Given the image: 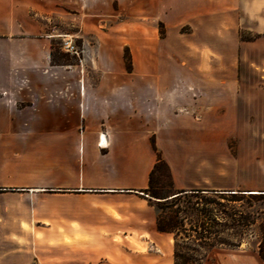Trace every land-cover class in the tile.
Here are the masks:
<instances>
[{"label": "rangeland", "instance_id": "obj_1", "mask_svg": "<svg viewBox=\"0 0 264 264\" xmlns=\"http://www.w3.org/2000/svg\"><path fill=\"white\" fill-rule=\"evenodd\" d=\"M162 2L115 0L86 12H80L77 4L60 6L52 64L71 68L82 63L96 83L97 68L104 63L116 66L121 54L124 70L135 69L140 79L146 76L142 83L160 85L161 94L170 97L176 112L172 117L187 128V134L178 138L179 146L193 150L203 161L217 154L218 184L225 188L179 192V197L166 200L178 191L171 186L167 167L161 165L153 173L152 186L138 193L155 208L157 220L178 211L176 228L170 232L175 264H184V259L176 260V249L192 257V264H200L212 249L208 243L238 244L233 249L258 252L262 247L264 252V26L258 25L264 12L227 8L178 12L164 10L158 6ZM67 41L75 51L68 50ZM195 85L203 91L195 92ZM198 96H202L200 103L194 101ZM5 126L10 127L11 145L9 155L6 149L4 154L0 151V234L10 233L11 248L17 250L11 264H26L29 258L22 251L40 245L35 241L43 238L26 232L33 212L32 192L27 188L55 180L58 173L51 167L67 157L56 149L59 125L12 118ZM67 126L78 136L86 130L82 123ZM6 139L5 133L0 145ZM72 144L77 152L69 154L70 160L86 162L84 141ZM202 210L209 214L207 228L215 233L209 242L200 239L204 229L192 230ZM184 227L187 232H182Z\"/></svg>", "mask_w": 264, "mask_h": 264}, {"label": "crops", "instance_id": "obj_2", "mask_svg": "<svg viewBox=\"0 0 264 264\" xmlns=\"http://www.w3.org/2000/svg\"><path fill=\"white\" fill-rule=\"evenodd\" d=\"M108 1L0 0V137L7 135L0 151L9 155L10 127L5 125L15 118L59 125L56 149L67 157L51 167L58 173L55 180L27 188L33 212L26 232L43 238L35 241L40 245L20 252L29 258L26 264H175L172 233L158 229L155 208L138 195L149 187L156 163L152 135L170 166L176 191L225 188L218 184L217 154L203 161L179 146L187 128L172 117L176 112L169 96L161 94L160 85L142 83L146 76L140 79L135 69L124 70L121 54L116 66L97 68L96 83L82 63L71 68L52 64L60 6L97 11L115 0ZM245 1L163 0L158 6L178 12H264V0ZM258 20L264 26V15ZM194 91L203 89L195 85ZM77 123L86 129L80 136L67 126ZM77 139L88 151L83 163L70 160ZM0 236V264H11L17 253L11 234ZM64 249L65 255L59 253ZM203 264H262V259L257 249L215 247Z\"/></svg>", "mask_w": 264, "mask_h": 264}, {"label": "trees", "instance_id": "obj_3", "mask_svg": "<svg viewBox=\"0 0 264 264\" xmlns=\"http://www.w3.org/2000/svg\"><path fill=\"white\" fill-rule=\"evenodd\" d=\"M152 147L154 149V151L156 152V155H157V160H156V163L154 165V167L152 168V170L150 171V174H149V187L152 186V179H153V173L156 169L159 168V166L161 165H164L167 167V170H168V176L170 178V183H171V186H174V181H173V177H172V173H171V169H170V166L169 164L167 163V161L164 159V157L162 156L161 152L158 150L157 146H156V142H155V138L154 140H152ZM145 190H148V188L142 190V191H145ZM198 191L201 189H197ZM152 192V196L154 197H157L156 196V193H154L153 191ZM179 192H184V191H179ZM179 192L177 193H174L172 195H169L167 197H164V199L166 200H169V199H174V198H177L179 197V195H177ZM175 195V196H174ZM173 196V197H171ZM171 197V198H169ZM175 215H178V211H175ZM174 215V216H175ZM173 215H170L168 217V219H162L161 217L158 218L157 220V226H158V229L160 231H163V232H174L175 230V217ZM200 219L197 220L194 224H193V228L192 230L198 232L199 229H204L201 234H200V239L204 242H209L211 240H213V236L215 235V233L213 231H210L208 228H207V223L205 218H207V216H209V214L207 213V211L205 210H202L200 211ZM208 219V218H207ZM185 226L184 224L182 225V227ZM192 226V225H191ZM179 229V228H178ZM187 228L184 227V230L182 232H187ZM210 245H212L211 247L214 248V247H224L226 245L227 248H235L238 246V244H230V243H220L219 245L218 244H213V243H208ZM259 255L261 257V259L264 261V252H263V248L261 247L259 249ZM175 257H176V260H179V259H184V264H192V257H188V256H184L182 255L181 253H179L177 251V249L175 250ZM200 264H203V261L200 263Z\"/></svg>", "mask_w": 264, "mask_h": 264}, {"label": "built area", "instance_id": "obj_4", "mask_svg": "<svg viewBox=\"0 0 264 264\" xmlns=\"http://www.w3.org/2000/svg\"><path fill=\"white\" fill-rule=\"evenodd\" d=\"M66 45H67L68 50L75 51L74 46L73 45H69L68 41L66 42Z\"/></svg>", "mask_w": 264, "mask_h": 264}, {"label": "water", "instance_id": "obj_5", "mask_svg": "<svg viewBox=\"0 0 264 264\" xmlns=\"http://www.w3.org/2000/svg\"><path fill=\"white\" fill-rule=\"evenodd\" d=\"M0 190H1V188H0Z\"/></svg>", "mask_w": 264, "mask_h": 264}]
</instances>
